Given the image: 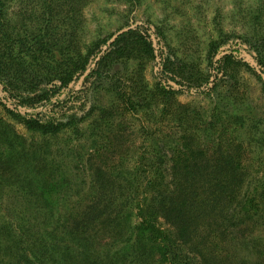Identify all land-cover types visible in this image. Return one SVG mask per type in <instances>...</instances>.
<instances>
[{
    "label": "rangeland",
    "instance_id": "1",
    "mask_svg": "<svg viewBox=\"0 0 264 264\" xmlns=\"http://www.w3.org/2000/svg\"><path fill=\"white\" fill-rule=\"evenodd\" d=\"M257 2L79 0L59 13L68 20L56 19L60 25L54 35L75 59L97 40L106 41L105 50L148 24L182 62L204 73L209 42L218 33L243 34L253 24L248 13L257 14ZM143 55L108 60L91 92L90 114L77 127L44 134L10 118L0 106V264H31V257L41 264H137L127 237L133 223L142 220L128 207L127 175L218 173L244 179L236 190L242 187L243 193L226 212L235 211L236 219L223 220L217 209L205 218L240 223L237 246L226 245L225 251L235 263L264 264V194L259 201L255 195L261 193L255 185L264 187V76L259 80L250 69L231 65L225 83L210 96L184 92L164 97L156 90L154 60ZM129 97L136 101L133 107ZM226 157L239 160L238 166L214 168L216 160ZM178 161L205 166L178 168ZM142 192L147 221L166 231L176 222L190 229L185 204L163 195L169 214L163 217L159 199ZM85 221L96 222L87 228ZM250 231L262 239L244 242L242 235ZM82 236L88 243L81 245L83 256L75 253L67 262L50 257L51 251L39 245L41 239L54 246Z\"/></svg>",
    "mask_w": 264,
    "mask_h": 264
},
{
    "label": "trees",
    "instance_id": "2",
    "mask_svg": "<svg viewBox=\"0 0 264 264\" xmlns=\"http://www.w3.org/2000/svg\"><path fill=\"white\" fill-rule=\"evenodd\" d=\"M74 1L79 0H0V106L10 118L30 130L53 135L77 127L90 114L91 92L102 77L100 69L113 56L129 60L144 54L154 60L156 90L164 97L184 92L210 96L225 83L227 68L231 65L250 69L259 80L264 76L263 0L256 4L257 14L248 13L253 24L248 25L243 34L218 33L209 42L204 73L182 62L163 34L148 24L130 30L105 50L101 49L106 41L97 40L89 51L75 59L73 55L67 56L69 53L65 52L69 48L57 44L54 30L60 25L56 19L68 20L59 13ZM128 104L133 107L136 101L129 97ZM162 146L163 143L158 149ZM226 160H216L214 168L235 169L240 162L230 157ZM188 163L192 162L178 161L175 166L179 168L181 164L184 169L205 166L204 163L187 166ZM127 180L131 185L128 207L137 210V216L142 220L133 223L127 237V249L135 255L137 264H238L233 262L234 256L230 259V252L224 248L226 245L237 246L235 232L241 224L223 220L236 219L235 211L229 216L226 212L230 203L243 193L242 187L236 191L244 183L240 175L218 173L139 178L128 174ZM245 182L250 184L248 179ZM258 187L261 193L255 191L257 201L264 194V187L255 185V190ZM142 191H150L155 196L152 199H159L163 217H169L163 195H171L180 204H185L191 218L190 229L176 222L166 231L157 222L147 221L150 215L139 201ZM216 209L220 211L217 215L223 213V220H207L209 210ZM95 222L85 221V226L92 227ZM254 236L264 238L251 231L242 235L246 243L256 240ZM86 240L82 236L64 245L48 246L41 239L39 245L45 252L51 251L50 257L56 255L67 262L75 253L83 256L80 248L88 244ZM30 260L33 261L31 264H41L32 257Z\"/></svg>",
    "mask_w": 264,
    "mask_h": 264
}]
</instances>
